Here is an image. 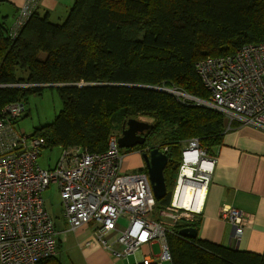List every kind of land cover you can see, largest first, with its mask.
<instances>
[{"label": "trees", "instance_id": "16d2710c", "mask_svg": "<svg viewBox=\"0 0 264 264\" xmlns=\"http://www.w3.org/2000/svg\"><path fill=\"white\" fill-rule=\"evenodd\" d=\"M263 41L264 0H74L62 22L35 11L14 38L0 21V111L39 94L43 88L35 84H75L54 86L61 109L32 135L42 137L44 147L92 152L106 149L117 117L119 128L128 118L152 123L141 147H167L166 195L154 204L160 209L169 204L176 183L181 142L196 137L214 154L227 119L221 111L184 102L172 92L132 85L207 99L196 62ZM139 170L146 171L145 165ZM186 226L197 229L199 219ZM167 240L170 264H264V250L240 251L197 236L169 234ZM55 256L37 264H60Z\"/></svg>", "mask_w": 264, "mask_h": 264}, {"label": "built area", "instance_id": "2783aa9c", "mask_svg": "<svg viewBox=\"0 0 264 264\" xmlns=\"http://www.w3.org/2000/svg\"><path fill=\"white\" fill-rule=\"evenodd\" d=\"M40 1L25 0L19 7L9 27L11 38L18 35ZM195 68L208 92L207 99L169 90L184 102L223 112L227 128L237 122L264 129V41L245 44L230 54L206 56L196 62ZM24 110V104L16 101L0 111V264H37L56 255L55 225L42 195L51 182L57 184L62 216L69 230L92 225L93 240L105 247L112 259L135 255L134 263L170 264L168 235L182 236L175 232L176 227L190 225L200 214L217 156L201 147L196 137L183 140L169 204L158 210V217L151 218L155 197L147 172L124 170L126 154L114 130L104 151L61 147L63 151L55 165L44 169L37 164L44 139L26 135L16 126L15 119ZM153 147L149 144L141 149L148 152ZM159 150L165 153L167 147ZM181 178L190 186L205 188L199 209L174 203ZM219 217L233 225L237 239L252 216L223 205Z\"/></svg>", "mask_w": 264, "mask_h": 264}, {"label": "crops", "instance_id": "0c3cea01", "mask_svg": "<svg viewBox=\"0 0 264 264\" xmlns=\"http://www.w3.org/2000/svg\"><path fill=\"white\" fill-rule=\"evenodd\" d=\"M24 1L0 0V3H6L0 21L8 10L16 16ZM59 5L60 0H41L37 12L40 15L47 13L50 18ZM211 152L217 158L202 210L196 216L199 219L196 236L212 244L260 254L264 250V129L234 122L226 128L221 142ZM223 205L239 208L252 216L237 239L233 225L219 217ZM66 231L72 230L67 228ZM73 232L78 237L84 236L80 238L79 246L87 257L85 264H115L103 246L84 245L93 237L92 225Z\"/></svg>", "mask_w": 264, "mask_h": 264}, {"label": "rangeland", "instance_id": "374dc122", "mask_svg": "<svg viewBox=\"0 0 264 264\" xmlns=\"http://www.w3.org/2000/svg\"><path fill=\"white\" fill-rule=\"evenodd\" d=\"M72 3L73 0H60V5L52 13V16H50V20L55 23L62 22L69 9L71 8ZM5 5L6 3H0V13L3 12V8ZM5 14L6 17L2 18L1 21H3L5 25L8 26L11 20L17 16L18 11L16 16L9 10L6 11ZM14 20L9 27H11ZM42 88L43 90L39 94L33 93L28 95L24 103V112L16 118L17 128L22 130L26 135L33 134L35 128L51 122L54 116L61 109V100L56 88L54 86H43ZM137 119L146 121L141 117H138ZM119 120L120 118L117 117L115 120L116 127L114 128V132L117 134V138L120 136L122 130V128H119ZM227 126L228 123L226 127ZM149 131L150 129L148 131H144L146 136H148L147 132ZM150 141V143H153L157 140L151 139ZM144 142L146 143L148 142V140H145ZM121 150L126 154L123 163L124 170L126 172H137L144 164L142 163L141 158L132 153L129 154L128 147H124ZM62 151L63 150L60 146L44 147L41 151V154L37 158V164L44 169L53 167L56 161L61 157ZM42 195L44 199V206L51 215L55 225L57 234L56 239L58 238L57 242L59 243V250H57V254L55 256L56 260L60 264H85V259L87 257L80 250L79 246L80 238H84V236L78 237L73 231H66V229L68 228V224L62 216L63 208L61 205V198L59 195L57 184L51 182L50 185L43 190ZM158 210L159 209L154 208L150 217H158ZM121 222L124 223L125 220L122 219ZM153 249L155 252H158V245L154 244ZM135 260V255H130L127 258H123L122 260L114 258L113 262L115 264H133Z\"/></svg>", "mask_w": 264, "mask_h": 264}, {"label": "water", "instance_id": "95a60500", "mask_svg": "<svg viewBox=\"0 0 264 264\" xmlns=\"http://www.w3.org/2000/svg\"><path fill=\"white\" fill-rule=\"evenodd\" d=\"M60 85H75L68 84H35L34 86H60ZM82 85H94V83H80ZM132 86L145 87L152 89H162L171 92L169 89L157 88L154 86H147L141 84H134ZM124 128L121 130V134L118 137V145L121 148H131L136 144H143L145 141V135L141 132L152 129L153 124L147 121H142L137 118H128L124 121ZM142 159L146 167V172L151 185V189L155 199L163 198L166 195V185L163 176V169L167 162V155L161 152L157 147L151 148L148 152L142 154ZM179 233L187 238H195L197 235V229L194 226H186L179 229Z\"/></svg>", "mask_w": 264, "mask_h": 264}, {"label": "bare ground", "instance_id": "6f19581e", "mask_svg": "<svg viewBox=\"0 0 264 264\" xmlns=\"http://www.w3.org/2000/svg\"><path fill=\"white\" fill-rule=\"evenodd\" d=\"M129 154H131V153H129ZM123 163H124V159H123ZM185 173L188 174L187 171H185ZM204 193H205V188L197 187V186H190V185L184 183L183 179L181 178L178 187H176V195L174 192V195H175L174 203H177L181 206L191 208V209H199L201 206V200H202ZM87 241H92V243L86 244ZM96 242L97 241H94L93 237H92L91 239L86 240L84 242V245L89 246V245L99 243V242L98 243H96ZM100 246H102V245L100 244Z\"/></svg>", "mask_w": 264, "mask_h": 264}, {"label": "flooded vegetation", "instance_id": "af4514ba", "mask_svg": "<svg viewBox=\"0 0 264 264\" xmlns=\"http://www.w3.org/2000/svg\"><path fill=\"white\" fill-rule=\"evenodd\" d=\"M124 127H126V126H124V122L121 124V128H124ZM141 134H144L145 135V132H141ZM145 140L147 141V140H149V138H148V136H146L145 135ZM147 143V142H146ZM145 144V142H143V144L142 145H144ZM142 145H140V144H136V145H134L133 147H131V148H128V150H129V153H132V154H134V155H136V156H139V158H141V160H142V163H144L143 162V159H142V154L144 153V151H142ZM145 164H143L142 166H144Z\"/></svg>", "mask_w": 264, "mask_h": 264}, {"label": "clouds", "instance_id": "9594fccd", "mask_svg": "<svg viewBox=\"0 0 264 264\" xmlns=\"http://www.w3.org/2000/svg\"><path fill=\"white\" fill-rule=\"evenodd\" d=\"M37 11V10H36Z\"/></svg>", "mask_w": 264, "mask_h": 264}]
</instances>
